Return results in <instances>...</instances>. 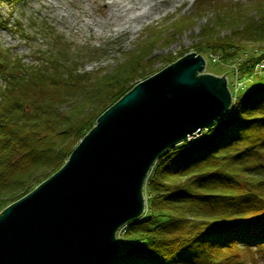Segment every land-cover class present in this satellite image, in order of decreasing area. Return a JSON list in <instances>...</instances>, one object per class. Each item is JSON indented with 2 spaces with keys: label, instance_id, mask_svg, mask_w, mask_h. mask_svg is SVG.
I'll return each instance as SVG.
<instances>
[{
  "label": "trees",
  "instance_id": "obj_1",
  "mask_svg": "<svg viewBox=\"0 0 264 264\" xmlns=\"http://www.w3.org/2000/svg\"><path fill=\"white\" fill-rule=\"evenodd\" d=\"M219 2L199 3L197 14L216 7L221 16L203 28L197 53L240 62L241 78H250L264 60V0ZM141 52L112 71L82 72L77 60L98 51L63 44L28 69L0 44V78L9 82L0 86V214L32 191L37 176L58 171L98 117L138 83L129 74L152 54ZM145 196L144 214L126 224L121 251L107 264H248L254 249L264 251V81L237 94L220 122L163 153Z\"/></svg>",
  "mask_w": 264,
  "mask_h": 264
},
{
  "label": "water",
  "instance_id": "obj_2",
  "mask_svg": "<svg viewBox=\"0 0 264 264\" xmlns=\"http://www.w3.org/2000/svg\"><path fill=\"white\" fill-rule=\"evenodd\" d=\"M195 51L138 82L102 113L67 162L0 214V264H107L117 231L145 212L156 160L220 122L226 76Z\"/></svg>",
  "mask_w": 264,
  "mask_h": 264
},
{
  "label": "rangeland",
  "instance_id": "obj_3",
  "mask_svg": "<svg viewBox=\"0 0 264 264\" xmlns=\"http://www.w3.org/2000/svg\"><path fill=\"white\" fill-rule=\"evenodd\" d=\"M118 1L121 6H113L104 12L101 0H0V44L8 48L13 57L20 58L28 69L45 65L63 44L98 51L77 60L82 72H109L128 54L151 50L149 61H144L140 70L137 66L129 74L135 75L134 84L190 52L197 53L196 47L203 45L200 43L203 28L211 22H220L221 14L215 11L216 7L197 14L201 0H141L142 5L137 9H133L128 0ZM220 1L218 6L245 5L259 0ZM140 15V20L134 21ZM189 15V21L183 22V18ZM215 25L220 35L230 34V26ZM55 37L62 38L63 44H57ZM204 57L207 64L201 74L226 76L232 91L237 86L243 87L236 89L238 95L264 81V60L255 65L251 78H241L240 62L224 61L222 54L215 51H207ZM8 85L6 79L0 78L2 89ZM42 180L44 177L37 176L29 190L35 189ZM125 228L126 225L120 230V236L117 234L120 251ZM259 249H254L252 258L248 257V264H264V251Z\"/></svg>",
  "mask_w": 264,
  "mask_h": 264
},
{
  "label": "bare ground",
  "instance_id": "obj_4",
  "mask_svg": "<svg viewBox=\"0 0 264 264\" xmlns=\"http://www.w3.org/2000/svg\"><path fill=\"white\" fill-rule=\"evenodd\" d=\"M128 1H130V3L132 4V8L133 9L140 8L141 5H142L141 0H128ZM101 4H102V7L104 8V10H103L104 12L106 10H108L109 8L113 7V6H121V3L118 0H112V1L111 0H101ZM141 17H142L141 15L140 16H137L134 19V21H139ZM120 230L117 233V234H119V236H120V233H119ZM119 236L117 235V238Z\"/></svg>",
  "mask_w": 264,
  "mask_h": 264
}]
</instances>
